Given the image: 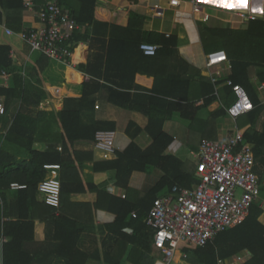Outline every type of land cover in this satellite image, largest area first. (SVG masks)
I'll use <instances>...</instances> for the list:
<instances>
[{"label":"crops","instance_id":"crops-1","mask_svg":"<svg viewBox=\"0 0 264 264\" xmlns=\"http://www.w3.org/2000/svg\"><path fill=\"white\" fill-rule=\"evenodd\" d=\"M83 1L59 0L64 8L79 17ZM180 1V6L173 7L171 0H96L95 8L91 11L92 23L86 24L78 31L87 39L77 44L71 62L65 64L50 60L45 71L39 76L35 74V77L30 75V71L38 70L37 63L41 55L32 52L22 39L21 33L39 26L36 13L26 9L22 12L23 27L20 32L8 26L6 20L0 25V46L11 47L12 58L20 68L21 76L50 94L35 112H61L67 97H81V86L88 82L91 76L79 71L77 67L87 65L89 60L96 62L94 58L97 56L107 61L109 56L103 66L106 79L101 80L104 89L96 96L94 120L114 125H107V128L101 131L114 133L115 151H100L92 141L77 142L73 149L81 153L77 165L82 164L84 168L78 172L73 169L71 172L63 171L58 174L60 180L62 174H71L72 178L77 179L73 188L80 189L82 183L87 191L63 196L60 207L54 208V211L45 209L47 204L40 193L30 211L26 205L20 206L17 203L15 193L18 190L11 188L5 195L0 194V225L4 227L6 224L9 234H15L19 229L14 223L20 215H29L35 223L32 238L30 232L25 233L29 240L23 244L24 253L30 257L25 258L21 264H29L31 260L32 264H81L85 258L88 259L86 264H112L117 261L123 264H165L163 254L154 246V230L148 224L147 227L138 228L113 227L117 214L109 210L111 198L127 201L131 206L139 205L141 211L143 207L151 205V202L145 205L146 195L162 179L163 172L159 169L148 174L135 172L128 182V188H125L117 183L115 170L95 169L96 164L116 160L117 152H124L133 142L142 150H147L153 144V139L147 131L150 123L147 116L123 109L109 101L111 92L117 91L118 86L133 101L144 105L151 104L155 98L175 103V109L178 111L164 124L165 133L174 139L165 155L182 161L184 172L192 174L198 181L193 188L199 184L196 166L202 142L207 139L226 140L232 137L236 130L246 131L249 127L247 125L239 129L236 126L230 129L224 121L231 118L227 112L223 118L220 113L229 108L226 101L236 99L232 88L226 85V81L230 80L233 74L229 53L244 56L252 54L249 36L243 31L248 28L250 21L264 20V0H203L200 13L193 11L190 0ZM87 5L90 6L89 3ZM6 30L12 31L14 35H8ZM228 32H241V35H230ZM173 35H177V43L164 48L165 39H170ZM143 38V43L159 47L156 56L146 59L141 56L137 43ZM215 47L223 48L221 51L226 53L228 62L210 68L207 66V56L218 52L213 50ZM246 75L249 77L251 95L254 99L261 100L263 111L257 130L264 132V64L254 63L247 73H242V76ZM214 79L217 82H214ZM12 80V75L2 73L0 87L8 88ZM3 101L4 98L0 97L1 104ZM153 104V107L157 105L156 109L163 110L162 103ZM15 108L18 110L15 111ZM20 108L21 102H17L6 120L0 123V135L8 132ZM239 119L231 120L236 125ZM131 124L141 129L135 139L127 134ZM131 131L135 133V127ZM51 145L48 142L37 143L34 148L46 152L52 148ZM58 147L61 148L60 145ZM7 150L11 155H15L17 149L11 146ZM22 161H30V158L17 159V163ZM190 161L193 170L188 168ZM92 186L97 190L91 191ZM170 192L171 189H166L160 197ZM261 205L264 208V199L261 200ZM4 206L7 216H3ZM53 213L55 218L76 222L82 228L79 239L75 233L74 239L68 240L69 230L64 223L48 225L45 219ZM261 221L264 224V214ZM0 239L4 240L3 247L10 242L4 228L1 230ZM73 242H76V245ZM182 253L187 254V258H179L178 255ZM179 254L174 263L199 264L193 251H182ZM251 259L252 254L245 250L237 256L219 258L218 264H246Z\"/></svg>","mask_w":264,"mask_h":264},{"label":"trees","instance_id":"trees-1","mask_svg":"<svg viewBox=\"0 0 264 264\" xmlns=\"http://www.w3.org/2000/svg\"><path fill=\"white\" fill-rule=\"evenodd\" d=\"M36 2L37 10H39L43 5V0H36ZM95 2L96 0H84L80 17L74 15L81 27L92 23L93 17H91V11L95 8ZM24 10L23 0H0V25L6 20L8 26L17 32L22 31L23 21L21 14ZM86 15L90 17L85 18ZM243 33L249 36L248 42L253 52L249 56L229 53L233 68L230 80H232L233 84L242 86L248 92L255 106L254 111L241 118L245 119L244 123L247 122L246 124L249 126L244 133V137L245 141L253 147L257 163L256 173L261 180H264V132L257 130V124L263 108L261 100L254 99L251 95V85L248 84L249 77L247 75L242 76V73H247L254 63L264 64V20L257 19L250 21L248 28ZM219 34H222V32H219ZM229 34L241 35V32H230ZM177 38V35H173L170 39H165L164 48L169 45H175ZM86 39V36L81 35L77 31L74 34L73 42L77 45ZM144 40L145 38L137 43V49L140 50V45L145 42ZM205 47L207 49L206 45ZM213 50L221 51L223 48L215 47ZM140 54L145 59L148 58L142 51H140ZM259 58L260 61L257 62ZM94 59L96 62L89 60L87 65H79L77 67L79 71L91 76V79L81 86V97H67L64 109L61 112H35V109L39 108L41 103L50 97V94L39 85L37 86L31 83V81H26L21 76V70L12 58L11 47L0 46V75L5 73L13 76L12 84L8 88L0 87V97L4 98L3 105L6 111L4 116H0V123L6 120L12 107L17 102H21V108L14 116L8 132L5 135H0V194L3 196L6 192H9L14 183L26 186L25 189L18 190L15 193V197L17 203L20 206L26 205L29 211L34 207L36 197L39 195L40 186L51 177V173L45 169V166L61 165L62 173L63 171L71 172L73 169L75 172L80 171L84 167L82 164L77 165L81 153L73 150L75 144L81 141L95 142L96 134L101 130H105L107 125H111L110 123L94 120L97 102L96 96L104 89L101 80L103 78L106 79V74L103 73V66L104 63L106 65L109 56L107 61L98 56ZM48 61L50 60L47 57L41 56L37 63L38 70H31L30 75L35 77V74L39 76L40 73H43L48 66ZM70 75L75 76L72 73ZM109 101L123 109L140 112L150 120L147 128L148 133L153 139V144L150 148L142 150L133 142L124 152H117L116 160L95 165V169L115 170L117 172V183L125 188H128V182L135 172L148 174L155 169L163 172L162 179L146 195L144 203L146 202L145 205H147L151 202V205L143 207L142 211L139 205L138 207L137 205L131 206L127 201L119 198L110 199L109 210L117 214V220L113 227H147L146 221L150 208L162 192L166 189H172L175 184L193 188L198 182L192 174L184 172L183 163L180 159L165 155L166 150L173 143L174 139L165 133L164 124L178 110L175 109V103H168L161 98L152 99L151 104L148 105L135 102L127 93L121 91V87L119 86L117 91L111 92ZM234 102V99H229V101H226V105L231 107ZM153 103H162L163 110L156 109L157 105L153 107ZM225 116L226 111L222 110L220 117L223 118ZM133 127L136 129L135 133L131 131ZM140 132L141 129L135 124H131L127 130V134L133 139ZM44 142L52 144V148L49 151L41 152L34 148L35 144ZM58 145H60L61 151H59ZM11 146L17 149L15 155H11L7 150ZM22 157H29L30 161L17 163V159ZM76 182L77 179L72 178L71 174L69 176L62 174L61 202L65 195L73 194V192L87 191L82 183L80 184V189L73 188V186H76ZM90 190L96 191L97 189L92 186ZM263 199L264 188L261 193V200ZM139 204L141 205V203ZM113 205L117 208H113ZM47 208L55 210L45 205V209ZM133 212L137 214L136 218H132ZM263 214L264 208L261 205V201L255 203L250 210L248 218L242 225L221 233L213 242L203 248L184 246L181 252L193 251L199 264H218L219 258L225 259L237 256L242 251L248 250L252 254V259L246 264H264V224L261 221ZM3 216H7L5 206L3 207ZM18 218V221L14 223L19 227L15 234L7 232L6 224L4 227L2 224L0 225V235L2 228H4L5 235L10 238V242L3 247L4 264H21L25 258L30 257V255L24 253L23 244L26 240H29L28 237H25V233L30 232V238H32L35 223L29 215H26V217L20 215ZM45 222L48 225L52 223H64L67 230H69L68 240L70 241L74 239L75 233L77 239H79V235L82 233V228L76 222L68 219L64 220L63 218H55L54 213L47 217ZM73 243L76 245V242ZM87 260L85 258L81 264H86ZM32 263L31 260L29 264ZM112 264L123 263L117 261Z\"/></svg>","mask_w":264,"mask_h":264},{"label":"built area","instance_id":"built-area-1","mask_svg":"<svg viewBox=\"0 0 264 264\" xmlns=\"http://www.w3.org/2000/svg\"><path fill=\"white\" fill-rule=\"evenodd\" d=\"M181 3L171 0L170 4L178 7ZM190 3L195 13L202 11L203 0H190ZM23 4L26 10L36 13L39 22L37 28L21 33L25 43L32 52L53 62L69 64L77 47L73 42L74 34L81 29L72 12L59 0H43L39 10L36 0H23ZM6 32L14 35L10 30ZM140 50L145 56L154 57L159 47L142 43ZM226 62L228 57L224 51L207 56L210 68ZM213 81L217 82L216 79ZM226 85L232 88L236 97L226 110L233 121L254 111L255 106L242 86L233 84L232 80H227ZM5 114V107L0 103V116ZM244 133V130H236L226 140H204L197 155L199 184L193 189L175 185L169 194L155 200L146 222L154 230V246L163 254L165 264L175 262L182 247L203 248L221 233L242 225L252 206L261 201L264 180L256 173L255 153L252 145L245 141ZM95 146L100 151L114 153V133L99 131ZM45 169L51 177L42 183L39 193L48 206L57 209L62 196L58 175L61 165H46ZM11 188L19 190L26 186L12 184ZM133 217H137L136 213ZM3 243L0 239V264H3ZM179 258H187V254L182 253Z\"/></svg>","mask_w":264,"mask_h":264},{"label":"rangeland","instance_id":"rangeland-1","mask_svg":"<svg viewBox=\"0 0 264 264\" xmlns=\"http://www.w3.org/2000/svg\"><path fill=\"white\" fill-rule=\"evenodd\" d=\"M3 104V103H2ZM18 110V108H15V111H17ZM244 120L245 119H240L238 122H237V124L235 125V122H233L231 119H226L225 121H224V123L228 126V128H230V129H232V128H236V126L239 128V129H243V128H245L246 126H247V122L246 123H244ZM191 164H192V161H190L189 162V166H188V168L189 169H192L193 168V166H191ZM193 170V169H192ZM240 193V192H239ZM178 256H182V254H179ZM181 259H183V258H181ZM172 264H176V263H172Z\"/></svg>","mask_w":264,"mask_h":264},{"label":"bare ground","instance_id":"bare-ground-1","mask_svg":"<svg viewBox=\"0 0 264 264\" xmlns=\"http://www.w3.org/2000/svg\"><path fill=\"white\" fill-rule=\"evenodd\" d=\"M74 61H76V56H75V58H74Z\"/></svg>","mask_w":264,"mask_h":264}]
</instances>
